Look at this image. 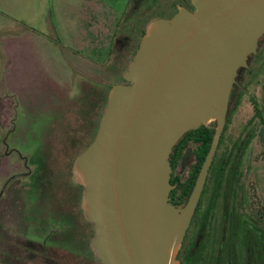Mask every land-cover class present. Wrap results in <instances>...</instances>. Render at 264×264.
I'll list each match as a JSON object with an SVG mask.
<instances>
[{
  "label": "water",
  "instance_id": "1",
  "mask_svg": "<svg viewBox=\"0 0 264 264\" xmlns=\"http://www.w3.org/2000/svg\"><path fill=\"white\" fill-rule=\"evenodd\" d=\"M147 24L72 165L89 247L101 264H176L224 125L237 71L264 36V0H189ZM213 122L186 202H169L173 146Z\"/></svg>",
  "mask_w": 264,
  "mask_h": 264
},
{
  "label": "rangeland",
  "instance_id": "2",
  "mask_svg": "<svg viewBox=\"0 0 264 264\" xmlns=\"http://www.w3.org/2000/svg\"><path fill=\"white\" fill-rule=\"evenodd\" d=\"M21 1L26 4H17L16 0H0V17L4 21H1L0 25V143L4 136L7 142V146L0 144V264H5V255L7 252H13L14 246L24 241L40 240L50 223V218L66 217L67 220L70 216L75 220L78 232L84 231L81 227L85 224L79 218L76 208V201L79 202V198L75 196L72 186L67 191L64 188L69 186L63 185V190H57V194H54L50 190V182H47V187L41 180L36 181L35 187L39 186L43 193L30 194L27 185L29 181L25 174L32 173L38 162L42 165L45 162L47 167H51V164H48L51 161L48 160H52L54 154L61 163L64 156L68 157L67 150L80 149L69 148L71 145L69 138L74 134L81 137L83 132H87L86 126L88 124L89 127V122L95 114L94 120L98 118V112L101 113L100 103L102 104L107 88L120 80L122 71L131 59L129 55L125 58H110L108 65L100 69V74L94 75L89 71L74 69L64 56L60 64L53 63V66L47 69L38 66L24 68L18 60L15 64L12 54L3 57L2 50L7 49V52L9 50V53H12L11 37L23 33L28 28L42 32L48 43L50 45L53 43L57 55L69 51L83 59L91 58L88 53L91 54V50L98 46V39L100 37L103 39L105 33L102 27H99V31L97 26H92V37L87 33L84 40L83 34L78 31L77 17L86 6L94 5L96 0ZM128 1L132 0H100L101 6L96 8L100 10L101 16H108L111 22L122 16L117 23H126L130 28L133 20L129 17L125 21ZM135 1L138 3L140 0ZM155 2L158 3L159 0ZM83 41L85 52L82 49ZM259 50L264 62V38ZM104 61L103 57L98 59L100 65L105 64L107 60ZM262 75L264 76V70L261 71ZM260 79L259 76L253 83L262 81ZM252 96L251 87L248 94L243 97L240 113L248 111L247 99H252ZM192 149L184 152L175 170L180 180L187 178L194 162ZM75 156L74 154L69 159L70 164L73 163ZM24 157H27L26 160ZM255 161L257 178L255 182L250 183L248 190L253 196L259 193L260 205L264 208V152L257 155ZM53 166L58 167L59 164ZM57 169H60L58 176L52 173L53 178H60L63 183L66 172L59 167ZM8 180L10 182L3 187L4 182ZM90 229L88 227L91 234ZM252 247L247 254L248 260L254 258ZM237 249L239 254L236 255L242 262L244 260L240 252L242 245ZM64 260L62 258V262ZM8 262L11 264L10 259ZM82 262L83 260L79 259L78 264ZM83 264L99 263L92 258Z\"/></svg>",
  "mask_w": 264,
  "mask_h": 264
},
{
  "label": "flooded vegetation",
  "instance_id": "3",
  "mask_svg": "<svg viewBox=\"0 0 264 264\" xmlns=\"http://www.w3.org/2000/svg\"><path fill=\"white\" fill-rule=\"evenodd\" d=\"M153 1H128L125 21L129 17L133 20L127 30L129 48L116 57H132L151 21L169 19L179 7L193 10L189 0ZM259 47L258 43L255 54L246 60V67L237 71L221 135L175 256L176 264H264V208H261L259 193L253 196L248 190L257 178L255 159L264 152V76H261L264 62ZM259 76L262 81L254 84ZM251 87L253 98L247 99L248 111L240 113L243 97ZM171 173L174 175L175 171ZM239 245L244 248L240 251L242 262L236 255ZM251 246L254 258L248 260Z\"/></svg>",
  "mask_w": 264,
  "mask_h": 264
},
{
  "label": "trees",
  "instance_id": "4",
  "mask_svg": "<svg viewBox=\"0 0 264 264\" xmlns=\"http://www.w3.org/2000/svg\"><path fill=\"white\" fill-rule=\"evenodd\" d=\"M263 38L264 36L258 42L259 44L262 43ZM120 82H123L122 77L120 78V81L115 83H120ZM109 87L107 88L105 95L103 96L102 104L100 103L101 98L100 97L98 98L100 100L99 103L101 105L100 106L101 113L98 112V118L94 120V118L96 117L95 114L94 118L91 119L89 122V127L88 124L86 126L87 132L85 133L83 132V134H81V137L77 136V134H74L72 137L69 138V140L71 139V145H69V148L77 147L80 149L78 151H76L75 149H74L75 151L67 150L66 154L68 155V157L65 158L64 156V160L61 161V163L58 162L57 156L55 154H54V158L51 155L52 160H48V162L51 161L50 163H48L51 164V167H47L45 162L44 165L38 162L35 164L36 168L32 170V173L29 172L28 174H25V176L28 177L29 183H27V185H29L30 194L33 193L36 195L38 194L41 195V193H43V191L39 186L35 187V183H37L36 181H41V180L47 185V187H48L47 182L48 183L50 182L51 184L50 190H52L51 192L54 194H57V190L59 191L63 190L64 188L63 185L69 186V187L66 186V188H64L67 191L72 186V188L75 190V196L79 198L78 199L79 202L76 201V208L79 218L85 224V226L81 227L84 229V231L78 232V229L76 228L75 220L70 216L67 218V220L66 217H61V219L50 218V223L47 225L46 231L44 232L41 239L35 242L24 241L20 245L14 246L15 248L14 251L7 252V254L5 255L6 257V260L4 261L5 264H9L8 262L9 259L11 260V264H78L79 259L83 260L84 262V261H89V259L92 258L95 259L99 264H101L89 247L90 240L93 237L92 225L91 223L86 221L82 215V211L80 209V198H81L82 188L76 183H74L72 176L73 163L70 164L69 159L72 158L74 154L76 155L75 156L76 159V157L80 155L92 141L97 128L98 121L100 119V116L103 112L106 103V96ZM213 125H214L213 122H209L206 126H200L196 130L188 131L178 140V142L173 146L171 150V153L168 158V163L172 172L176 170L179 162L182 159L184 152L189 148H193V145L195 146V148L192 149L194 150V162L191 165V168L187 174V178L184 180H180L176 175V173H174V175L173 173H171L170 175L169 183L171 186H174V188L169 192L168 197H169V202L174 206L183 205L188 198L196 174L208 150L211 141V135L213 133ZM0 144L3 146H7L5 136L4 138L1 139ZM24 158L26 160L27 157ZM53 164H59L58 167L66 172L65 181L63 183L61 182L60 178L57 179L53 178L54 176L57 177L58 176L57 174L60 171V169H57L58 167H54ZM52 173H54V176L52 175ZM9 182H10L9 180L5 181L3 187H5L6 184ZM88 227L91 228L90 229L91 234L90 231L88 230ZM62 258L65 259L64 262H62Z\"/></svg>",
  "mask_w": 264,
  "mask_h": 264
},
{
  "label": "crops",
  "instance_id": "5",
  "mask_svg": "<svg viewBox=\"0 0 264 264\" xmlns=\"http://www.w3.org/2000/svg\"><path fill=\"white\" fill-rule=\"evenodd\" d=\"M30 1L28 2V5ZM16 2L20 5L26 4L21 0H16ZM99 6H101L100 0H96L94 2V5L92 4L91 6H86L83 12H81V14L76 19L77 27L79 29L78 31L79 33L83 34L82 39L84 40V35H86L87 33H90L92 37V26H97L98 28L102 27V30L105 29V33L103 35L104 38L101 39L100 37L98 39V46H96L95 49L91 50V54L88 53L89 57L91 58L83 59L80 58L78 55H75L74 52L73 54L69 51H63V53H61L62 55H57L53 43L50 45L48 43L47 37H45L42 32L35 31L31 28H28L19 35L11 37L12 53H9V50L7 52V49H4V51L2 50V56L4 57L5 55L7 57L12 54L15 64H17L16 62L18 60L20 62L19 64L22 65V67L24 68H33L35 66H38L44 69L50 68L51 66H53V63L60 64L62 62L61 59L64 56L65 60L68 61V63L71 64L74 69L80 71H89L90 73H93V75L100 74V69L108 65L110 58L116 57V55L120 52L127 51V49L129 48L130 40L128 39L129 32L127 33V30L129 31V27L126 23H124V33L120 34V29L122 31V25L124 24H118L117 20H121L122 16L115 19L116 21L111 22L108 16H101L100 10L98 9ZM1 21H3V18L0 17V25H2ZM86 26L88 27L86 28ZM117 38L119 39L116 40ZM84 43L85 42L83 41V51L86 49L84 48ZM102 57L103 59H105V61H107L105 64L100 65L98 63V59ZM125 57H127V55L120 56V58ZM30 72H32V70H30Z\"/></svg>",
  "mask_w": 264,
  "mask_h": 264
}]
</instances>
